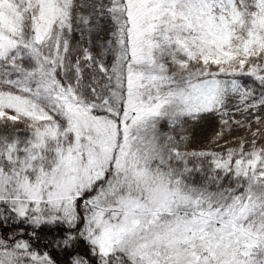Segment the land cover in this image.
I'll use <instances>...</instances> for the list:
<instances>
[{
  "label": "snow or ice",
  "instance_id": "6c2138e0",
  "mask_svg": "<svg viewBox=\"0 0 264 264\" xmlns=\"http://www.w3.org/2000/svg\"><path fill=\"white\" fill-rule=\"evenodd\" d=\"M0 264H264V0H0Z\"/></svg>",
  "mask_w": 264,
  "mask_h": 264
}]
</instances>
